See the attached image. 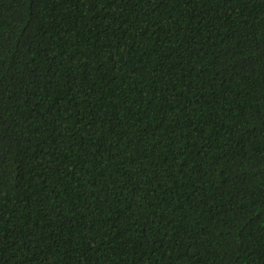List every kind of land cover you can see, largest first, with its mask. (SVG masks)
<instances>
[{
    "label": "trees",
    "instance_id": "16d2710c",
    "mask_svg": "<svg viewBox=\"0 0 264 264\" xmlns=\"http://www.w3.org/2000/svg\"><path fill=\"white\" fill-rule=\"evenodd\" d=\"M0 264H264V0H0Z\"/></svg>",
    "mask_w": 264,
    "mask_h": 264
}]
</instances>
